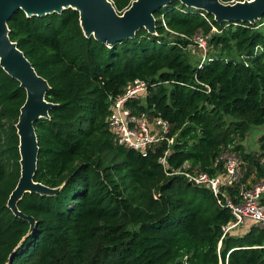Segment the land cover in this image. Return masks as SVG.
Listing matches in <instances>:
<instances>
[{"label": "trees", "instance_id": "obj_1", "mask_svg": "<svg viewBox=\"0 0 264 264\" xmlns=\"http://www.w3.org/2000/svg\"><path fill=\"white\" fill-rule=\"evenodd\" d=\"M131 1L111 0L119 14ZM153 16L154 33L142 27L110 44L86 37L71 7L43 16L18 9L7 20L10 40L47 81L44 98L54 104L33 123V180L60 188L17 201L34 218L30 232L6 205L20 175L15 124L26 93L0 66V264H264V228L223 236L229 209L208 188L167 173L187 163L215 175L217 158L232 151L243 181L264 178V134L260 155L242 145L251 126L264 125V15L217 22L171 0ZM198 34L202 57L189 49L202 50ZM134 79L146 81L147 93L132 111L169 122L166 167L158 162L166 141L143 155L107 127L110 98Z\"/></svg>", "mask_w": 264, "mask_h": 264}, {"label": "water", "instance_id": "obj_2", "mask_svg": "<svg viewBox=\"0 0 264 264\" xmlns=\"http://www.w3.org/2000/svg\"><path fill=\"white\" fill-rule=\"evenodd\" d=\"M169 2L171 0H132L119 14L111 0H0V66L19 81L26 93L15 124L19 136L20 175L6 205L13 214L29 222V232L34 227V218L19 211L17 201L26 192L51 195L60 188L49 187L33 180L38 152L33 123L41 117L48 118V111L54 104L44 98L49 88L47 81L36 73L30 61L17 47V43L10 40L7 20L18 9L23 10L27 16H43L53 12L60 13L71 7L78 11L80 25L86 37L110 44L134 37L135 32L142 27L154 33L153 13ZM180 2L212 14L217 22L253 23L264 15V0H236L230 3L220 0Z\"/></svg>", "mask_w": 264, "mask_h": 264}, {"label": "built area", "instance_id": "obj_3", "mask_svg": "<svg viewBox=\"0 0 264 264\" xmlns=\"http://www.w3.org/2000/svg\"><path fill=\"white\" fill-rule=\"evenodd\" d=\"M194 40L198 47L205 50V38L198 34ZM146 93V81L134 79L128 82L121 93L110 98L107 127L114 134L118 144L143 155L160 142L166 141L167 147L158 159V162L166 167L174 139L168 136L169 122L161 117L149 118L145 112L135 113L130 106L133 101L143 100ZM217 161L222 162V171L215 175L188 169L187 163L167 173L182 175L192 185L208 188L218 203L229 209L233 219L221 227L223 236L247 220L264 228V178L254 183L243 181L242 161L232 151L222 153ZM229 187L235 190L234 196H224V201L221 202L218 196Z\"/></svg>", "mask_w": 264, "mask_h": 264}, {"label": "rangeland", "instance_id": "obj_4", "mask_svg": "<svg viewBox=\"0 0 264 264\" xmlns=\"http://www.w3.org/2000/svg\"><path fill=\"white\" fill-rule=\"evenodd\" d=\"M189 49L191 53L195 56L202 57L204 55L205 50H196L193 48V46H189ZM264 134V125H259V126H251L249 128V131L242 141V145L245 149L246 152H250L251 154L254 155H260L261 150L259 149V144H258V137ZM245 223V224H244ZM254 222L251 220H247L243 222V224L237 226L234 228L232 231H235V234H242L244 232L243 227L246 229V227H249L250 225H253ZM243 226V227H242Z\"/></svg>", "mask_w": 264, "mask_h": 264}, {"label": "crops", "instance_id": "obj_5", "mask_svg": "<svg viewBox=\"0 0 264 264\" xmlns=\"http://www.w3.org/2000/svg\"><path fill=\"white\" fill-rule=\"evenodd\" d=\"M252 177H253V175H251V176L247 179V182L250 183L251 181H253V178H252ZM263 200H264V199H263ZM244 224H245V223H244ZM253 225H255V224H253ZM250 226H251V225H250ZM242 227H243V226H242ZM247 228H248V227H246V229H245V228L243 227V230H247Z\"/></svg>", "mask_w": 264, "mask_h": 264}]
</instances>
